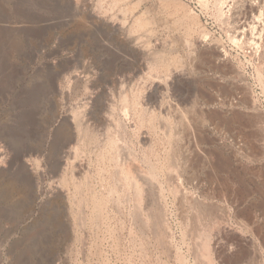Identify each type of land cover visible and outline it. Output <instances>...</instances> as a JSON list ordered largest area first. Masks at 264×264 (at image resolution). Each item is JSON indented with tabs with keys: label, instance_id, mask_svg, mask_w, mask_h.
<instances>
[{
	"label": "rangeland",
	"instance_id": "rangeland-1",
	"mask_svg": "<svg viewBox=\"0 0 264 264\" xmlns=\"http://www.w3.org/2000/svg\"><path fill=\"white\" fill-rule=\"evenodd\" d=\"M93 2L0 0V264H264V1ZM124 152L153 178L139 205Z\"/></svg>",
	"mask_w": 264,
	"mask_h": 264
},
{
	"label": "bare ground",
	"instance_id": "bare-ground-1",
	"mask_svg": "<svg viewBox=\"0 0 264 264\" xmlns=\"http://www.w3.org/2000/svg\"><path fill=\"white\" fill-rule=\"evenodd\" d=\"M82 1V0H81ZM246 1V0H245ZM264 1V0H263ZM86 2V1H85ZM100 2V1H99ZM98 2V3H99ZM88 3V2H87ZM90 3H91V1H90ZM92 3H94L93 2V0H92ZM104 3V2H103ZM131 3V2H130ZM247 3V2H246ZM245 3V4H246ZM264 3V2H263ZM96 4V3H95ZM102 4V3H101ZM114 4V3H113ZM116 4V3H115ZM252 4V3H251ZM77 5H79V4H77ZM91 5V4H90ZM254 5V4H253ZM76 6V5H75ZM94 6V5H93ZM99 6H100V3H99ZM114 6V5H113ZM263 6H264V4H263ZM74 7V6H73ZM86 7H88V6H86ZM95 7V6H94ZM93 7V8H94ZM229 7V6H228ZM264 8V7H263ZM263 8H261L260 10H262ZM88 9V8H87ZM100 9V8H99ZM102 9V8H101ZM100 9V10H101ZM232 9V8H231ZM247 9L250 11V12H255L256 14H257V8H255V7H253V6H247ZM246 9V10H247ZM97 9H95V10H90V12H89V14H87L86 15V17L88 16V15H90V19L92 18H94V19H97L98 18V16H97V13L95 12ZM122 10V9H121ZM228 10V9H227ZM229 10H230V8H229ZM247 10V11H248ZM75 11H77V10H75ZM102 12V11H101ZM100 12V13H101ZM120 12H122V11H120ZM119 12V13H120ZM123 12H124V10H123ZM126 12H127V10H126ZM84 13V12H83ZM118 13V14H119ZM133 13V12H132ZM71 14V13H70ZM86 14V13H85ZM121 14V13H120ZM99 15V14H98ZM103 15V14H102ZM264 15V10L263 11H260V15H257V16H255V19H260L262 16ZM100 16V15H99ZM117 16V15H116ZM85 17V16H84ZM89 17V16H88ZM87 17V18H88ZM105 17V16H104ZM108 17V16H107ZM106 17V18H107ZM122 17H123V15H122ZM129 17V16H128ZM67 18V17H66ZM74 18H75V16H74ZM101 18V17H100ZM109 18V17H108ZM124 18V17H123ZM126 18V17H125ZM133 18H134V16H133ZM133 18H131L132 20H133ZM70 19V18H69ZM75 19H77V16H76V18ZM89 19V20H90ZM101 19H103V17L101 18ZM109 19H111V18H109ZM120 19V18H119ZM127 19V18H126ZM129 19V18H128ZM87 20V19H86ZM114 20V19H113ZM117 20V19H116ZM52 21V20H51ZM78 21H80V20H78ZM83 21V20H82ZM93 21V20H92ZM135 21V20H134ZM139 21V20H138ZM141 21V20H140ZM70 22V21H69ZM93 22H95V21H93ZM254 23H255V21H253ZM45 23H48V22H45ZM58 23V22H57ZM95 23H97V22H95ZM102 23V22H101ZM142 23V22H141ZM8 24V23H7ZM105 24V23H104ZM118 24V23H117ZM122 24V23H121ZM134 24V23H133ZM48 25V24H47ZM112 25H115V24H113L112 23ZM120 24H118V26H119ZM145 25V24H144ZM98 26H99V24H98ZM115 26H117V25H115ZM136 26V25H135ZM139 26V25H138ZM114 27V26H113ZM125 27V26H124ZM42 28V27H41ZM43 28H44V26H43ZM42 28V29H43ZM244 28V27H243ZM38 29V28H37ZM45 29V28H44ZM114 29V28H113ZM242 29V28H241ZM40 30V29H39ZM121 30V29H120ZM252 30L255 32V30H256V26L255 25H253L252 26ZM259 30V29H258ZM43 31H45V30H43ZM39 32V31H38ZM46 32V31H45ZM102 32V31H101ZM121 32V31H120ZM123 32V31H122ZM40 33H43V32H40ZM261 33V32H260ZM258 34H259V31H258ZM126 35V34H125ZM255 36H257V35H255ZM259 36V35H258ZM255 39V38H254ZM260 39V38H259ZM258 39V40H259ZM257 40V39H256ZM240 41V40H239ZM253 41V40H252ZM174 43V42H173ZM259 43L260 42H256V41H253V43H252V46L254 47H256L257 49H259L261 46L259 45ZM161 61H162V59H161ZM141 67V66H140ZM142 68V67H141ZM55 69V68H54ZM81 70V69H80ZM80 70H77L76 69V71L78 72V71H80ZM143 70V69H142ZM62 72V71H61ZM72 72V71H71ZM71 72H69V74L68 75H65V77H63V76H58L57 78H58V81L57 82H55V85L53 86V89H54V96L57 98V97H59V99L61 100V104L63 105V107H65L64 105H65V103H66V101L70 98V95H69V92H70V87H71V83L74 81H76L77 79H78V73L77 72H73V73H71ZM81 72H82V70H81ZM81 72H80V74H81ZM84 73V72H83ZM59 75H61V74H59ZM80 78V77H79ZM65 80H67L68 81V85H65L64 84V82H65ZM79 82V81H78ZM130 90V89H129ZM128 91V90H127ZM129 92V91H128ZM127 92V93H128ZM131 92V91H130ZM123 94H124V92H122ZM126 93V94H127ZM135 95V94H134ZM133 95V96H134ZM122 96V95H121ZM128 96V95H127ZM129 96H132V95H129ZM74 97V96H73ZM76 97V96H75ZM123 97V96H122ZM135 97H137V95L135 96ZM129 99V98H128ZM130 99H131V97H130ZM136 99H138V98H136ZM90 101L88 102V104H92L93 103V98H90L89 99ZM123 100H124V103H123V106H121L122 107V110H123V112L122 113H124V115L125 116H127L126 117V119L128 120V116L130 115L129 114V112H130V108L132 107V105H131V107H130V103H128V101L129 100H127V98H126V96H124V98H123ZM65 101V102H64ZM83 101V100H82ZM69 102V101H68ZM129 102H131V101H129ZM77 103V102H76ZM140 103V102H139ZM150 104V103H149ZM136 106V105H135ZM134 106V107H135ZM139 106V105H138ZM62 107V108H63ZM79 108H81V106H78ZM89 107V106H88ZM144 107V106H143ZM142 107V108H143ZM67 108H68V105H67ZM71 108H73V107H71ZM75 108V107H74ZM87 108V107H86ZM138 108V107H137ZM69 109H70V107H69ZM68 109V110H69ZM76 109H78V108H76ZM89 109V108H88ZM120 109V108H119ZM146 109V108H145ZM144 108H143V110H145ZM71 110H73V109H71ZM113 110V109H112ZM135 110V109H134ZM138 110V109H137ZM148 110V109H147ZM88 111V110H87ZM87 111L86 110H81V111H79V110H76L75 112H73L71 115H70V123L72 122L73 124L75 123V122H77L76 123V127H78V128H80L81 130L84 128L83 126H84V120H83V117H86L87 116ZM114 111V110H113ZM136 111V110H135ZM141 111V110H140ZM69 112H70V110H69ZM115 113H117L116 112V110L114 111ZM114 112H112V113H114ZM120 112V111H119ZM147 112V111H146ZM111 113V114H112ZM115 113H114V115H112V117L114 116L115 117ZM150 113V112H149ZM151 113H153V112H151ZM119 114V113H118ZM117 114V116H119ZM129 114V115H128ZM138 114V113H137ZM137 114H136V117H137ZM146 114H148V113H146ZM120 115H121V113H120ZM123 115V114H122ZM142 115V114H141ZM134 116V114H132V117L131 118H134L133 117ZM164 116H166V115H164ZM135 117V118H136ZM142 117V116H141ZM144 117V116H143ZM162 117H163V115H162ZM162 117H161V115H160V118L162 119ZM117 118H119V117H117ZM152 118V117H151ZM151 118H150V120H151ZM165 118H167V117H164V119ZM116 119V118H115ZM120 119V118H119ZM141 119V118H140ZM154 119V118H153ZM67 120V119H66ZM122 120V119H121ZM132 120H134V119H132ZM136 120V119H135ZM142 120H144V119H142ZM68 121V120H67ZM141 121V120H140ZM166 121V120H165ZM142 123H143V121H141ZM141 122H139L140 124H141ZM69 123V122H68ZM117 124V125H119V123H121L120 121L119 122H116V120H115V122H114V124ZM123 123V122H122ZM112 124V123H111ZM115 124V125H116ZM135 124V123H134ZM146 124V123H145ZM144 124V125H145ZM114 125V126H115ZM117 125H116V129H117ZM123 125H125V124H123ZM129 125H131V124H129ZM138 126H139V124H137ZM143 125V124H142ZM141 125V126H142ZM149 125H151V124H149ZM164 125V124H163ZM122 126V125H121ZM83 127V128H82ZM125 127V126H124ZM127 127H129V126H127ZM142 127H144V126H142ZM142 127H141V129H142ZM163 127V126H162ZM166 127V126H165ZM86 128V127H85ZM119 128V127H118ZM135 128V127H134ZM134 128H132L133 130H135ZM140 128V127H139ZM145 128V127H144ZM143 128V129H144ZM115 129V128H114ZM140 129V130H141ZM142 129V130H143ZM74 130V129H73ZM120 130V129H119ZM123 130H124V128H123ZM122 130V131H123ZM128 130V129H127ZM131 130V129H130ZM139 130V131H140ZM141 130V131H142ZM160 130V129H159ZM88 131V130H87ZM109 131V130H108ZM125 131V130H124ZM123 131V132H124ZM146 131V130H145ZM74 132V131H73ZM68 133H70V132H68ZM72 133V132H71ZM87 133V132H86ZM114 133H116V132H114ZM117 133H119V132H117ZM142 133V132H141ZM145 133V132H144ZM143 133V134H144ZM148 132H146V134H147ZM74 134V133H73ZM89 134V133H88ZM91 134V133H90ZM109 135L111 134L112 135V131H111V133H110V131H109V133H108ZM143 134H140V136L141 135H143ZM75 135V134H74ZM92 135V134H91ZM117 135H119V134H117ZM145 135V134H144ZM90 136V135H89ZM96 136V135H95ZM116 136V135H115ZM115 136H111L113 139L111 140V137H107V139L106 140H108V138H109V140H111V141H113L114 140V144H115V146H116V143L115 142H117V144H119L118 143V141H116L115 139H117V138H115L114 139V137ZM148 136V135H147ZM80 138V137H79ZM78 138V140H80ZM84 138H85V136H84ZM120 138V137H119ZM145 138V140H147L146 139V137H144ZM150 138V137H149ZM76 139V138H75ZM81 139H82V137H81ZM139 139V138H138ZM142 139V138H141ZM108 140V142L110 143V141ZM117 140H119V139H117ZM149 140V139H148ZM80 142V141H79ZM82 142V141H81ZM120 142V141H119ZM124 142V141H123ZM139 142H142V141H139ZM112 143V142H111ZM110 143V144H111ZM98 144V143H97ZM109 144V145H110ZM142 144V143H141ZM96 145V144H95ZM122 145H123V143H122ZM149 146V142L148 143H146V146ZM113 146V145H112ZM125 145H123L122 147H124ZM142 146V145H141ZM146 146H145V150H147L146 149ZM118 147V146H117ZM117 147L116 148H114V150L116 151V149H117ZM121 147V146H120ZM121 147V148H122ZM112 148V147H111ZM73 149H74V147H73ZM126 148L124 147V149L122 150V151H124ZM149 149V148H148ZM113 150V149H112ZM119 150H120V148H119ZM71 152H72V149L70 150ZM113 152V151H112ZM117 152V153H116ZM115 153L116 154H118L119 152H118V150L116 151ZM77 153V152H76ZM80 153V152H79ZM82 153V152H81ZM114 153V152H113ZM127 153V152H126ZM125 152L123 153V155H122V157L119 155V157H118V155H116L117 156V158H122L123 159V163H122V165L120 166V167H122L121 168V170H120V172H121V176L125 179V181H128L127 183H129V185L131 184H134L135 185V190H133V188H132V190L133 191H136V200H137V204L139 205V204H141L142 202L141 201H143L142 200V193L143 192H145L147 189L149 190V193H153V192H151V187L153 188V178H151V174H149L150 172V169H149V171L147 172V171H144L140 166H139V164L137 163V159L134 157H131V153L129 154V156H128V154H126ZM68 154V153H67ZM69 154H70V152H69ZM120 154V153H119ZM133 154V153H132ZM77 155H79L78 153H77ZM112 156H113V154H112ZM115 156V155H114ZM115 156V157H116ZM29 158V157H28ZM26 158V161H25V164H26V166L28 167H23L22 166V168H23V170L24 171H28V170H31V172H32V175H31V173H30V175H29V178H30V180H31V182H33V178H35V177H38V175H37V171H39V166H40V160L37 158V157H35V158ZM173 158V157H172ZM113 159V158H112ZM122 161V160H121ZM120 161V162H121ZM119 162V161H118ZM117 162V163H118ZM146 162H148V161H146ZM7 163H8V154H6V153H4L3 151H0V166L2 167V166H6L7 165ZM11 164V163H10ZM83 164V163H82ZM150 164V163H149ZM148 164V165H149ZM12 165V164H11ZM118 165H120V164H118ZM81 166V165H80ZM82 168V167H81ZM118 168V167H117ZM170 168V167H169ZM80 169V167L78 168V170ZM178 169V168H177ZM81 170V169H80ZM79 170V171H80ZM119 173V172H118ZM34 174V175H33ZM36 175V176H35ZM153 175V174H152ZM173 175V174H172ZM34 176V177H33ZM155 177V176H154ZM123 179V180H124ZM156 179V178H155ZM179 179V178H178ZM36 180V179H35ZM121 180H122V178H121ZM123 182V183H126V182ZM130 181L132 182V183H130ZM78 182V181H77ZM147 186V187H146ZM125 187H126V184H125ZM134 187V186H133ZM60 184H58L56 187H55V191H53V193H51V194H54V193H56V191L57 190H60ZM127 188H128V185H127ZM126 188V189H127ZM145 188V190L143 191V189ZM147 188V189H146ZM172 188V187H171ZM129 189H130V187H129ZM179 189V188H178ZM39 191V193H41L40 192V190H38ZM128 191V190H127ZM130 191V190H129ZM128 191V192H129ZM148 192V191H147ZM148 193V194H149ZM179 194V193H178ZM145 195V194H144ZM148 196V195H147ZM183 196V195H182ZM124 197V196H123ZM144 198V197H143ZM56 199V198H55ZM57 200H58V198H57ZM148 201H150L151 202V200H148ZM159 202V201H158ZM95 203H96V201H95ZM199 204V203H198ZM142 206V205H141ZM141 206H139V207H141ZM95 212H96V214H98V212L100 211L99 209H100V204L99 203H96L95 204ZM116 209V208H115ZM136 209V208H135ZM139 210V209H138ZM137 210V211H138ZM218 210H220V209H218ZM156 211V210H155ZM147 212V211H146ZM218 212H220V211H218ZM223 212V211H222ZM100 213V212H99ZM219 214H221V213H219ZM156 217H155V225H156V228L158 229V231H160L161 230V227H164V226H162V221L163 220H165V219H163V212H162V209L161 208H159V210H157V212H156ZM223 215V214H222ZM154 217V216H153ZM145 219H147V218H145ZM148 220V219H147ZM220 221V220H219ZM149 222V221H148ZM148 222H146L147 224H148ZM152 222V221H151ZM220 223V222H219ZM81 226H82V223H81ZM217 226V225H216ZM219 226H223V225H219ZM224 227V226H223ZM227 227V226H226ZM222 228V227H221ZM216 229V228H215ZM229 229V228H228ZM214 230V229H213ZM197 231V230H196ZM200 231V230H199ZM157 232V231H156ZM197 233V232H196ZM218 233V232H217ZM161 235V234H160ZM163 235V234H162ZM203 235V234H202ZM248 240V239H247ZM216 241V240H215ZM246 241V240H245ZM247 242V241H246ZM168 243V242H167ZM252 245H253V243H252ZM251 245V246H252ZM215 247V246H214ZM254 248H255V246H253ZM213 249V248H212ZM255 251V250H254ZM205 252V251H204ZM207 252V251H206ZM260 253V252H259ZM223 259V258H222ZM244 259V258H243ZM249 262V261H248ZM249 264V263H248Z\"/></svg>",
	"mask_w": 264,
	"mask_h": 264
}]
</instances>
